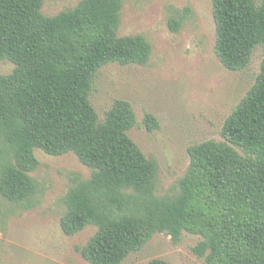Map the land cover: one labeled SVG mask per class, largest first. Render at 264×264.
I'll use <instances>...</instances> for the list:
<instances>
[{"label": "trees", "instance_id": "trees-1", "mask_svg": "<svg viewBox=\"0 0 264 264\" xmlns=\"http://www.w3.org/2000/svg\"><path fill=\"white\" fill-rule=\"evenodd\" d=\"M44 0H0V193L23 209L38 203L31 172L40 148L73 152L92 169L71 177L61 227L96 233L77 250L89 264H123L158 232L179 243L184 231L207 264H264V59L256 81L227 117L221 140L189 146L190 163L174 193H158L159 164L129 135L133 105L116 99L100 119L90 100L99 70L109 63H149L143 34L120 35L124 0H80L46 15ZM216 53L230 70H243L264 48V0H213ZM190 8L169 25L179 31ZM149 130L160 126L147 113ZM149 264H170L156 258Z\"/></svg>", "mask_w": 264, "mask_h": 264}, {"label": "rangeland", "instance_id": "rangeland-1", "mask_svg": "<svg viewBox=\"0 0 264 264\" xmlns=\"http://www.w3.org/2000/svg\"><path fill=\"white\" fill-rule=\"evenodd\" d=\"M79 1L44 0L42 11L55 15ZM186 8L190 11L181 29L173 31L170 19L181 17ZM119 34L145 35L152 44L151 59L146 65L103 66L90 100L102 120L116 99L133 105L137 124L129 135L148 157L158 161V193H174L190 163L189 146L223 139L225 120L256 81L264 48L254 50L243 70L225 67L215 49L213 0H124ZM14 67L9 60L0 61L2 74L11 73ZM147 113L158 118V128L145 126ZM35 152L41 161L31 172L40 186L37 205L23 209L0 193V264H89L77 246L86 244L97 226L88 225L68 235L61 219L71 177L88 178L92 169L73 152L52 155L40 148ZM201 240L200 235L184 231L181 241L175 243L171 234L158 232L123 264H149L156 258L170 264H207L194 251Z\"/></svg>", "mask_w": 264, "mask_h": 264}]
</instances>
